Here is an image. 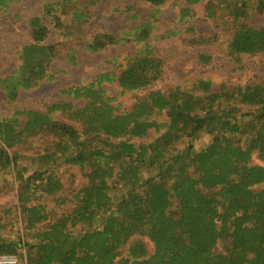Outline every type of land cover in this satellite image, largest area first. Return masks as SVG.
Returning a JSON list of instances; mask_svg holds the SVG:
<instances>
[{
    "label": "trees",
    "instance_id": "obj_1",
    "mask_svg": "<svg viewBox=\"0 0 264 264\" xmlns=\"http://www.w3.org/2000/svg\"><path fill=\"white\" fill-rule=\"evenodd\" d=\"M12 1L0 0V10ZM142 1L152 8L149 19L118 38L84 34L98 0L46 4L29 20L30 41L18 47L16 67L0 76L8 102L52 77L57 49L45 43L43 17L89 54L130 41L135 51L118 72L61 90L82 107L59 103L0 117V188L15 197L0 212V257L18 264H264V82L213 89L198 77L188 89L150 91L120 112L103 83L135 92L163 70L148 39L159 7L171 0ZM200 1L185 0L179 21ZM204 11L210 19L217 11L231 18L226 53L233 61L264 53V26L244 22L250 12L264 13V0H208ZM76 52L70 48L67 59L75 62ZM161 113L166 122L157 121ZM150 130L157 134L152 141L133 142ZM203 134L207 143L195 149ZM32 140L37 152L18 153ZM254 155L261 164L252 163ZM61 166H77L83 179L67 195Z\"/></svg>",
    "mask_w": 264,
    "mask_h": 264
},
{
    "label": "rangeland",
    "instance_id": "obj_2",
    "mask_svg": "<svg viewBox=\"0 0 264 264\" xmlns=\"http://www.w3.org/2000/svg\"><path fill=\"white\" fill-rule=\"evenodd\" d=\"M60 1L13 0L7 8L0 10V76L9 74L16 67L18 47L30 41L29 20L41 16L42 7L46 4ZM207 1L202 0L191 5V16L181 21L179 14L180 9L187 6L185 0H171L159 7L157 22L149 35L148 43L163 61L161 76L148 87L135 92H123L113 83L101 85L106 95L113 98L112 105L120 112L127 110L137 99L145 98L150 91H166L174 87L188 89L198 77L210 81L213 89L221 84L234 86L264 82V53L240 54L236 62L229 58L226 45L234 30V26L230 24L231 18L219 11L213 19L208 18L204 11ZM91 12L93 16L84 27L86 37L91 33L101 32L114 34L118 38L119 33H127L140 22L148 20L152 8L142 0H98ZM51 19V16L43 17L42 24L49 29L45 43L55 45L57 49L56 59L51 62L48 69L52 77L31 90L21 92L12 102L6 101L0 91V117L10 114L13 110L44 111L46 106L59 103H69L75 108L82 107L84 101H75L71 97L64 96L60 93L61 90L90 84L95 81L98 74L106 71L118 72V66L123 64L126 56L135 51V45L130 41L89 54L78 47L73 37L63 38V31L54 27ZM244 22L251 27L264 26V13L250 12ZM190 28L193 32L189 31ZM168 32L174 34L167 35ZM200 38L205 39L206 43L198 44ZM70 48L77 50L75 62L67 59ZM199 55L208 56L210 60L202 62ZM242 109L245 111L247 108ZM55 117L66 120V117L59 113H56ZM157 118L160 122L167 121L163 113ZM156 136L154 130H150L148 135L133 142L144 144L152 141ZM208 139L209 137L204 134L199 135L193 141L194 148L203 147ZM38 145L39 142L32 140L19 149L18 153L30 156L37 152ZM252 159V163L261 164L256 159V155ZM26 162L24 160V163ZM59 168L62 172L63 195L75 192L83 183L81 171L77 166ZM0 181L3 182L2 177ZM14 202V194L0 188V212L12 208ZM12 218L14 220L13 215ZM12 234L14 232L10 235ZM139 239L146 243L147 250L151 252L150 242L143 237Z\"/></svg>",
    "mask_w": 264,
    "mask_h": 264
},
{
    "label": "built area",
    "instance_id": "obj_3",
    "mask_svg": "<svg viewBox=\"0 0 264 264\" xmlns=\"http://www.w3.org/2000/svg\"><path fill=\"white\" fill-rule=\"evenodd\" d=\"M0 264H18L15 257L12 256H1Z\"/></svg>",
    "mask_w": 264,
    "mask_h": 264
}]
</instances>
